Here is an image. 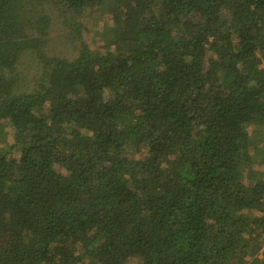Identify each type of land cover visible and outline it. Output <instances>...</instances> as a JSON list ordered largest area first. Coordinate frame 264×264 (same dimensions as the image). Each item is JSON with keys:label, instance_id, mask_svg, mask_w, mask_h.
<instances>
[{"label": "trees", "instance_id": "1", "mask_svg": "<svg viewBox=\"0 0 264 264\" xmlns=\"http://www.w3.org/2000/svg\"><path fill=\"white\" fill-rule=\"evenodd\" d=\"M263 132L264 0H0V264H264Z\"/></svg>", "mask_w": 264, "mask_h": 264}, {"label": "rangeland", "instance_id": "2", "mask_svg": "<svg viewBox=\"0 0 264 264\" xmlns=\"http://www.w3.org/2000/svg\"><path fill=\"white\" fill-rule=\"evenodd\" d=\"M52 19H53V30L50 31V35L49 37L52 39L49 47H48V50L49 52H52L53 54H56V55H60V56H63V57H68L70 59H72L73 57H75L77 55V52L74 48L75 45L73 44H69L68 43V40H66L65 38V31L67 30V27L65 26L64 24V20L63 18L59 17L57 11L55 12H51L49 11ZM97 15V14H96ZM108 16H102L101 19L99 20H95L94 19V15L92 16V20H90L89 17L85 18V19H89L88 22H86V25H88L89 27V31L88 33H90L89 35H87L86 37L89 39V41L94 45V44H98V43H95L93 38L91 37L94 33H93V22L94 23H99V25L96 27V31L98 30H101L104 26V24H108V23H111V20L110 19H107ZM98 21V22H96ZM98 42L100 41L99 38L97 39ZM101 42V41H100ZM11 127L10 126H7L6 127V130L8 132H10L9 134V137H8V140L10 139V141L12 140V131H11ZM0 145H1V142H0ZM259 145H264V132H263V136L259 142ZM259 165H262L260 162H258ZM259 170H263L264 171V166H258L257 167ZM260 258H263L264 259V248L263 250L259 253L258 255Z\"/></svg>", "mask_w": 264, "mask_h": 264}]
</instances>
